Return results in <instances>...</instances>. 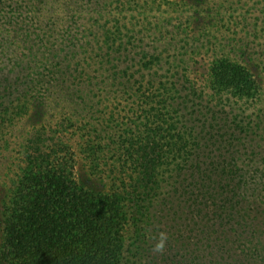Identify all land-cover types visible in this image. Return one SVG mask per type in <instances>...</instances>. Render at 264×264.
Wrapping results in <instances>:
<instances>
[{
	"label": "trees",
	"instance_id": "16d2710c",
	"mask_svg": "<svg viewBox=\"0 0 264 264\" xmlns=\"http://www.w3.org/2000/svg\"><path fill=\"white\" fill-rule=\"evenodd\" d=\"M0 264H264V0H0Z\"/></svg>",
	"mask_w": 264,
	"mask_h": 264
},
{
	"label": "clouds",
	"instance_id": "9594fccd",
	"mask_svg": "<svg viewBox=\"0 0 264 264\" xmlns=\"http://www.w3.org/2000/svg\"><path fill=\"white\" fill-rule=\"evenodd\" d=\"M164 239H165V236L163 233H161V239H160V242L156 244L155 246V250L156 251H162L163 248H164Z\"/></svg>",
	"mask_w": 264,
	"mask_h": 264
}]
</instances>
